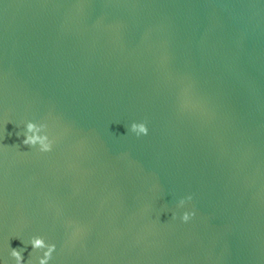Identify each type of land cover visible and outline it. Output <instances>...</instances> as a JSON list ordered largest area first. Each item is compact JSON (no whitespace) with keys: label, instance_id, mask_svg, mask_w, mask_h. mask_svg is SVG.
I'll return each mask as SVG.
<instances>
[{"label":"water","instance_id":"obj_1","mask_svg":"<svg viewBox=\"0 0 264 264\" xmlns=\"http://www.w3.org/2000/svg\"><path fill=\"white\" fill-rule=\"evenodd\" d=\"M33 236L48 264H264V0H0V259Z\"/></svg>","mask_w":264,"mask_h":264},{"label":"clouds","instance_id":"obj_2","mask_svg":"<svg viewBox=\"0 0 264 264\" xmlns=\"http://www.w3.org/2000/svg\"><path fill=\"white\" fill-rule=\"evenodd\" d=\"M44 125H37L32 121H27L23 124V127L20 128L17 126L18 131L16 132L17 137H23L21 143L28 145L30 147H37L40 152H47L51 150V141L48 136L40 134ZM128 132L135 134L136 136L147 135L148 128L143 122H132L128 125ZM191 200V196H185L178 199L176 203L177 208H183L187 201ZM195 213L191 210H185L180 213L179 220L183 223L188 222ZM171 218L175 219V213H171ZM19 238V237H18ZM25 245H31L32 250H42V254L37 257L35 264H48L51 253L55 250L54 244H46L45 240L39 236H33L27 241L22 240ZM23 248L15 249L12 248L9 250V257L14 264H31V262L23 261L22 259ZM0 264H5L4 260L0 259Z\"/></svg>","mask_w":264,"mask_h":264}]
</instances>
